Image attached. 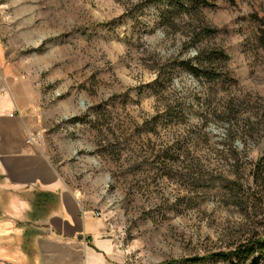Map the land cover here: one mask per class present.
Segmentation results:
<instances>
[{
	"label": "rangeland",
	"instance_id": "obj_1",
	"mask_svg": "<svg viewBox=\"0 0 264 264\" xmlns=\"http://www.w3.org/2000/svg\"><path fill=\"white\" fill-rule=\"evenodd\" d=\"M205 1L164 23L173 0H0L4 63L125 264H186L247 236L228 187L245 182L264 150L255 124L264 111V0ZM215 47L228 55L216 79L180 64ZM229 103L235 117L224 120Z\"/></svg>",
	"mask_w": 264,
	"mask_h": 264
},
{
	"label": "crops",
	"instance_id": "obj_2",
	"mask_svg": "<svg viewBox=\"0 0 264 264\" xmlns=\"http://www.w3.org/2000/svg\"><path fill=\"white\" fill-rule=\"evenodd\" d=\"M0 46V264H125L104 222L87 210L83 190L66 180L37 130L33 98L26 99ZM37 133L33 144L25 140ZM44 140V141H43ZM38 193L53 197L40 207Z\"/></svg>",
	"mask_w": 264,
	"mask_h": 264
},
{
	"label": "trees",
	"instance_id": "obj_3",
	"mask_svg": "<svg viewBox=\"0 0 264 264\" xmlns=\"http://www.w3.org/2000/svg\"><path fill=\"white\" fill-rule=\"evenodd\" d=\"M200 4H207L205 0H173L172 7L169 12H163V22L168 23L175 15H191V11H194ZM173 14V15H172ZM259 24L257 42L264 48V18H257ZM208 35H212V30H207ZM190 40L193 42L199 41L200 32H193L190 35ZM228 61V55L223 49L215 47L214 49L201 50L196 57V62L192 60L181 61L180 64L183 68L190 70L193 74L203 73L205 76L218 78V74L215 73V65L218 63H226ZM227 81L230 82V78L224 75ZM229 79V80H228ZM231 104V105H229ZM223 112L224 120H231L235 117V110L232 107V103H229ZM255 124L258 129L264 130V111L258 116ZM247 128L243 131L253 134L252 126L246 125ZM232 132H229L231 135ZM242 182L240 180L232 181V186L228 187L231 196H234L235 200L233 204L239 205L245 213L248 225L246 239L235 246L233 250L215 252L207 254L206 256H193L185 259L186 264H202L208 260V258H215L219 262H225L229 264H264V261L250 263V259L255 255L263 257L264 259V150L263 153L254 161L248 165L246 178ZM231 182V181H230ZM53 195L51 193H38L35 197L36 208L40 207L45 201H49Z\"/></svg>",
	"mask_w": 264,
	"mask_h": 264
},
{
	"label": "built area",
	"instance_id": "obj_4",
	"mask_svg": "<svg viewBox=\"0 0 264 264\" xmlns=\"http://www.w3.org/2000/svg\"><path fill=\"white\" fill-rule=\"evenodd\" d=\"M38 139V134L37 133H33V134H29L27 139L25 140V142L27 144H33V142ZM95 214L100 215L98 212H95Z\"/></svg>",
	"mask_w": 264,
	"mask_h": 264
}]
</instances>
